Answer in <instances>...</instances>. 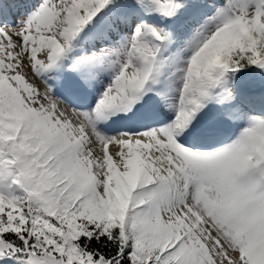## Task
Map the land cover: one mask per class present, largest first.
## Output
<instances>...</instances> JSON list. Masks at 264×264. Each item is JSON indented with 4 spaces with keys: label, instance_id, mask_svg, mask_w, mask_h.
Wrapping results in <instances>:
<instances>
[{
    "label": "snow or ice",
    "instance_id": "6c2138e0",
    "mask_svg": "<svg viewBox=\"0 0 264 264\" xmlns=\"http://www.w3.org/2000/svg\"><path fill=\"white\" fill-rule=\"evenodd\" d=\"M0 264H264V0H0Z\"/></svg>",
    "mask_w": 264,
    "mask_h": 264
},
{
    "label": "bare ground",
    "instance_id": "6f19581e",
    "mask_svg": "<svg viewBox=\"0 0 264 264\" xmlns=\"http://www.w3.org/2000/svg\"><path fill=\"white\" fill-rule=\"evenodd\" d=\"M110 150H112V149H110Z\"/></svg>",
    "mask_w": 264,
    "mask_h": 264
}]
</instances>
